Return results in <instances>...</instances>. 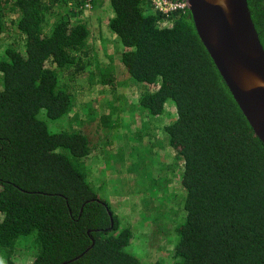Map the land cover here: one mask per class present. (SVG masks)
Wrapping results in <instances>:
<instances>
[{
  "label": "trees",
  "instance_id": "trees-1",
  "mask_svg": "<svg viewBox=\"0 0 264 264\" xmlns=\"http://www.w3.org/2000/svg\"><path fill=\"white\" fill-rule=\"evenodd\" d=\"M105 1L0 0V37L6 10L18 13L0 56V264H144L108 194L86 179L93 147L73 129L82 121L73 92L79 72L60 81L59 70L98 68L85 62L83 51L90 17ZM109 3L108 29L122 49V65L135 82L157 87L141 97L142 109L155 118L176 108L164 133L184 161L186 198L173 264H264V144L201 42L191 12L166 15L149 0ZM85 10L90 14L83 18ZM66 119L72 128L49 126ZM150 149L146 162L156 161ZM153 176V190L169 188L165 177Z\"/></svg>",
  "mask_w": 264,
  "mask_h": 264
},
{
  "label": "rangeland",
  "instance_id": "rangeland-1",
  "mask_svg": "<svg viewBox=\"0 0 264 264\" xmlns=\"http://www.w3.org/2000/svg\"><path fill=\"white\" fill-rule=\"evenodd\" d=\"M10 10L11 7L6 10V32L0 37V56L13 37L10 34L11 28L14 29L13 21L18 19V13ZM89 14L85 10L83 18ZM95 14L88 23L90 35L83 52L87 54L85 62L92 61L94 66L97 63L98 68L86 72L87 66L83 64L82 73L76 71V67L59 70L62 83L79 72V82L73 92L78 105H82L79 110L82 121L74 123L73 129L81 130L93 147V153L85 160L86 179L108 194L113 213L121 225L131 228L133 251L144 264H173L176 231L184 220L186 198L181 183L184 161L172 151L164 133V127L176 118V108L169 105L164 115L147 116L140 99L157 87L135 82L122 65V49L108 29L113 17L109 0ZM94 71L95 75L91 76L90 72ZM107 80L110 82H104ZM146 117V124L141 126ZM68 121L49 122V126L69 128ZM145 128L149 135H145ZM150 148L154 152V162H146L151 155L145 151ZM153 173L158 175L156 178L165 177L163 182L168 183L169 188L157 185L153 190ZM151 174L152 179L148 178ZM34 256L27 262H32Z\"/></svg>",
  "mask_w": 264,
  "mask_h": 264
},
{
  "label": "water",
  "instance_id": "water-1",
  "mask_svg": "<svg viewBox=\"0 0 264 264\" xmlns=\"http://www.w3.org/2000/svg\"><path fill=\"white\" fill-rule=\"evenodd\" d=\"M185 3L201 42L255 136L264 144V46L248 0H185ZM109 215L112 218L110 211Z\"/></svg>",
  "mask_w": 264,
  "mask_h": 264
},
{
  "label": "built area",
  "instance_id": "built-area-1",
  "mask_svg": "<svg viewBox=\"0 0 264 264\" xmlns=\"http://www.w3.org/2000/svg\"><path fill=\"white\" fill-rule=\"evenodd\" d=\"M149 4L151 7L163 14H171L172 12H175L177 10H184L187 8V4L182 1H173V0H149Z\"/></svg>",
  "mask_w": 264,
  "mask_h": 264
},
{
  "label": "flooded vegetation",
  "instance_id": "flooded-vegetation-1",
  "mask_svg": "<svg viewBox=\"0 0 264 264\" xmlns=\"http://www.w3.org/2000/svg\"><path fill=\"white\" fill-rule=\"evenodd\" d=\"M252 1V18L254 19V23L257 22V24L262 27L258 31L260 40L264 46V0H250ZM256 26V25H255ZM257 28V27H256Z\"/></svg>",
  "mask_w": 264,
  "mask_h": 264
}]
</instances>
